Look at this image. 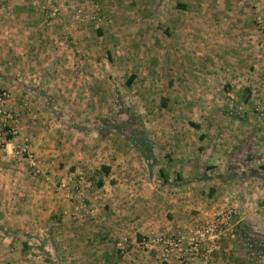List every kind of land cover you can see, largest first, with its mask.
<instances>
[{"label": "crops", "instance_id": "crops-1", "mask_svg": "<svg viewBox=\"0 0 264 264\" xmlns=\"http://www.w3.org/2000/svg\"><path fill=\"white\" fill-rule=\"evenodd\" d=\"M139 4L143 6L144 22L138 37L143 40L141 45L137 43L136 51L146 55L142 59H149L157 48L151 44L154 37H163L146 26L150 18L146 12L159 19L167 4H175L178 7L175 14H185L192 22L201 20V27L192 29L190 35L201 32L202 56L213 59L218 55L212 67L216 70L212 77L216 76L213 80L218 88L213 92L209 88L210 78H204L209 89L203 90L200 101L205 106L181 111L169 109L167 125L155 124L164 110L151 113L150 108L140 107L134 113L119 111L120 131L113 127L102 129L100 124L96 134L91 132L92 126L82 131L63 124L61 118L71 116L72 110L63 108L61 112L55 102L66 98L82 100L76 89L94 84L96 77H103L104 84L114 80L98 75L97 70L103 66L95 59L91 61V57L98 53L97 37L128 38L126 24L120 25L121 20L114 22L115 8L102 11L106 16L101 17L98 22L101 27L97 28L90 19V14L93 18L97 14V8L88 0H0V88L9 91L10 107L20 115L19 134L6 138L0 150V264H131L146 257L137 241L127 249L128 233L146 234L162 227L186 231L190 225L187 220L194 210L206 219L216 208L229 204L248 211L249 205L244 204L246 197L237 199L235 192L229 190L226 195L220 193L226 182L220 174L227 171L225 152H231L230 148L240 143L245 149L253 147L257 153L258 160L251 165L262 164L260 167L264 168V138L258 136L260 125L251 120L250 111L244 112L248 119L219 105L232 88L237 92L233 97L237 98L241 85L252 90L257 83L256 72L261 62L248 37L255 35L254 18L258 11L264 14V0H140ZM49 9L59 10L52 24H48ZM116 44L109 42L108 50L124 51L121 45L124 43L120 42L118 47ZM174 46L172 52H181ZM80 53L86 58L83 61H79ZM222 54L225 60H221ZM123 62L126 63L118 68L132 69L125 86L128 88L135 82L139 85L144 64L143 68L137 64L133 70L128 60ZM117 65L116 60L109 61L103 70L111 72ZM210 67L208 62L206 69ZM151 81L149 77L148 84ZM181 81L173 83L174 89L179 84L184 88V99H196L197 94L191 96L187 90L191 81ZM225 84V89L220 87ZM93 93L92 97L88 93V100H96V92ZM174 93L171 92L172 96ZM129 114L144 118V127L149 132L146 140L159 151L158 155L167 153L166 157L160 161L146 157L140 145L130 142L122 122ZM208 116L214 118L213 122L216 120V126L201 124L200 118ZM112 118L109 123L114 124L118 119ZM232 121L234 125H225ZM25 137L30 140L35 162L18 153L17 146ZM225 142L229 149L222 153ZM246 167L250 164L242 167L246 175L255 177ZM161 169L170 184L177 171L186 177L184 196L179 195L178 199L172 188L161 189L164 178ZM203 185L210 189V197L198 204L194 192ZM254 205L250 202V206ZM169 211L177 213L164 220L162 213L168 215ZM249 213L254 215V211ZM180 216L185 221H177ZM263 219L256 218L252 227L262 228ZM241 232L242 229L240 236ZM240 236L225 238L218 246L229 264H234L235 254L243 253L247 245ZM122 243L127 248H118Z\"/></svg>", "mask_w": 264, "mask_h": 264}, {"label": "rangeland", "instance_id": "rangeland-1", "mask_svg": "<svg viewBox=\"0 0 264 264\" xmlns=\"http://www.w3.org/2000/svg\"><path fill=\"white\" fill-rule=\"evenodd\" d=\"M88 1L89 4L97 8L95 10L97 14H94V18L93 14H90V19L95 21L94 23L97 28L101 27L98 25V22H101L99 21L101 17L106 16L104 12H110V9L113 7L115 8V12H117V15L112 14V16L117 18L114 20V22L121 20L122 23H120V25L126 24V28H128V38L123 37L121 40H119L118 37L116 39L113 36L110 38L109 35L97 37L95 46H97L98 53L93 54L91 61L95 59L99 65L103 66L102 70H97L98 75L107 77L111 76L114 78V80L109 79L107 80V83L104 84L102 82L103 77H96L97 81L94 84L87 83L81 85L78 88L79 90L76 89V91L80 92L82 100L70 101L72 99L66 98L65 100L62 99L60 101H56L55 106L57 110L61 111L63 108H66L65 110L67 111L72 110L71 116H64L61 118L63 124L73 126V128H75V126H81L82 128H86V130H89V128L92 126L91 132L94 131L93 133L97 134V126L99 127L103 121L109 122L112 117V120L118 119L115 120V122H119L121 120V118L118 117L120 110L134 113L135 110L141 107L142 109L150 108L151 113L153 110H164L165 114L162 113L161 115H158L157 119H159V121L155 124L167 125L169 121V109H176L179 111L182 109L192 110V107H195V109H201L205 106V104L200 101V94L203 93V90L205 91L211 87L213 92L217 91L218 85L216 82H214V78H216V76L212 77L216 70L212 67L215 66L214 62L218 55L213 56V59L202 56L199 46L201 44V32L200 35L197 33V36L190 35L192 34V29L201 27V20L196 19L193 20L194 22H192L190 18L184 16L185 14H175V9L178 8L175 4H167L164 12L162 13V17L159 19H153L152 14L149 13V11L146 12L150 14L147 15L150 18L146 22V26L149 29H155L154 31L159 32L158 34L163 37H154L155 39L152 40L151 44L157 48L154 49V53L151 54L149 59H142V57L146 55L141 53V51L139 53L136 51V47L138 46L137 43H140L141 45V41L143 40L142 38L138 37L140 29L143 28L142 25L144 22L141 19L144 13L142 9L143 6L139 4L140 0H109V3L108 0ZM108 6L109 10H107ZM54 11L57 12V14L59 12V10L49 9L48 24H52L55 21V19L50 21L51 14ZM151 11L152 10H150V12ZM84 15V17H87L88 14L85 13ZM259 16L263 18L264 22V14L260 11L256 12L253 22L255 35L253 37H248L249 42L251 40L253 41V44L252 42L250 43L257 50L256 56L261 62V65L257 67L256 72L257 83L255 86H252V90L249 89L248 86L241 85L238 88L240 92L238 93L237 98L233 97L237 92L232 91L233 88L230 83L229 86L232 88V90L230 91L229 96L225 97V101L219 106L225 107L226 110H233L234 113L237 115L242 114V116L244 112L246 114L247 111H250L252 113L251 120H256L257 125H260L259 133H257L258 136L261 134L262 138H264V34L259 30L258 27L257 18ZM169 17L174 20H169ZM197 17L199 18L200 16ZM109 42H116L117 44L115 47H118L120 42L124 43L121 44L124 51L121 53H118L117 51L110 52L108 50ZM126 42L128 44H126ZM174 45H176V49L180 50L181 52H172L171 49L172 47H175ZM143 46H145V44H143ZM100 47L105 48V51H101ZM174 54H176V58L173 57ZM80 55L79 61H83L85 56L81 53ZM110 58H112L114 61L116 60L118 65L117 69L112 68V71H108L107 73V70L103 69L104 64L112 61ZM123 59L128 60L129 64L133 65V70H135V66H137V64L140 68L142 67L141 65L144 64L145 71L144 74L141 75L140 79L142 82L140 81L139 85H137L135 82V84L129 86L128 88L125 86L127 83V77L132 69L128 67L126 71L123 66L122 68H118L120 64L123 65L126 63L123 62ZM221 60H225L223 54ZM208 62L211 65L210 68H212H209L210 70L206 69V64ZM175 63L177 64V68L172 67V65ZM105 72L108 75H104ZM208 72L209 74L207 75ZM149 77L152 79L151 84H148ZM204 78H210L211 85L209 88H207V79L205 80ZM181 79V82L189 80L191 81V84H188L187 86V90L191 92V96L193 94H197L195 97L196 99H184V88L179 84V87L174 89L173 83L175 81L179 82ZM109 81L111 83H108ZM69 87L70 89L72 88L71 86ZM220 87L225 89L226 84L224 86L221 85ZM93 91L96 92V100H88V93L91 92L92 97L94 94ZM144 92L146 94L145 97H143ZM171 92L172 94L174 93L173 96ZM180 92L181 95L179 94ZM170 94L172 97H170ZM76 96H78V94H75V97ZM244 117H248L249 119V116L245 115ZM127 118V120L122 122H124L123 124L126 126L124 128L126 131L125 135L129 138L130 142H134V138H136L138 142L143 140L144 145L142 144V146H144L148 151L149 157H153L154 159L159 158V161L161 158L166 157L167 153L162 156L158 155L159 151L157 153V151L154 150V146H152V144L146 140V138H148L149 132L144 127V118L130 114ZM129 119H131V121ZM200 120L201 124H205L207 126H214L216 124V120L213 122V117L208 116V118H200ZM110 123H112V121ZM225 125L230 126L234 125V123L232 121V123L228 122L225 123ZM149 147L150 149H148ZM223 147L224 149L222 153L229 149V146L226 142L224 143ZM230 149L231 152H225L227 171H225L224 174H220V178L222 177V179H224L226 182L225 188H222L220 193L226 195L228 194L227 191L229 190L230 193L232 191L235 192L237 199H241V196L243 198L246 197L244 204L245 207L249 205L247 207L248 211H246V208H241L240 205L229 204L223 208H216V210L213 211L212 216L206 219L204 217H200L199 214H196L198 211L194 210V212H192V218L187 220V224L190 223V225L186 226V231H179L180 229H175L172 231L162 227L157 228V230L154 231H148L146 234H139L137 231H133L131 234L128 233V235L125 237H127L128 244L130 245H128L127 248L124 246V243H122V246L119 247L118 245V248L123 249L125 247L129 250L133 246L132 244L137 241L140 243V246L137 245L140 248V252L143 254L144 258L146 257L144 261L139 259L138 261L135 260V263L131 264H229L228 258H226V256L224 257L220 253V247L218 246L225 238L232 239L237 235L240 236V230L243 227L249 228L254 242L251 245L246 242L247 245L245 248H243V253H239L238 255L235 254L234 264H264V254L257 249V245H259L260 242L264 243V226H262V228H255L252 227L251 224V222H254L256 218L258 220L264 218V176H262L261 179L258 178V176L264 175V168L260 167L262 164H255L257 166L251 165V163L258 160L257 153L253 147L250 146L249 149H245L240 143L235 144ZM166 161L169 162L170 160L166 159ZM246 163L247 166L250 164V167H246V169L256 175L255 177H248V175L245 173V170H242V167L245 166ZM240 170H242L243 174L239 173ZM161 182L163 187L161 189L172 188L174 197L178 196V199L179 195L184 196L185 190L183 187L187 186L188 183L186 177H184L178 171L176 176L172 178V184H170L169 180L168 182H165L164 179H162ZM209 192L210 189L208 187H204V185L196 187L194 193L195 197H197L198 204H202L208 197H210L208 196ZM84 202L85 201H83V203ZM250 202L254 203L255 205L250 206ZM230 210L233 211V214L228 220H226V222L222 221L223 223L219 225L222 229V232L217 239L212 240L206 237L195 244L190 243L189 236L192 234V231L196 228V226L217 223L222 220L223 214L229 212ZM255 210L258 211V214L255 213ZM253 211L254 215H250L249 212ZM259 211L262 213L259 214ZM176 213L177 211H169L168 215H166L163 212L162 217L164 220H169L171 219L169 218L170 215L175 216ZM177 215L183 216V214ZM182 216L178 217L177 221H185V219L182 220ZM162 236L165 238H181V243L178 246H174L165 240H156ZM144 237L151 239L152 243L143 244L142 241ZM227 257H229V255Z\"/></svg>", "mask_w": 264, "mask_h": 264}, {"label": "built area", "instance_id": "built-area-1", "mask_svg": "<svg viewBox=\"0 0 264 264\" xmlns=\"http://www.w3.org/2000/svg\"><path fill=\"white\" fill-rule=\"evenodd\" d=\"M57 15V12H53L51 14L52 21ZM258 27L261 32L264 34V22L263 18L259 16L257 18ZM10 93L5 88H0V150L3 148V144L6 138H10L16 136L20 132L19 121L20 117L18 113L10 107ZM18 153L24 156L26 159L35 162L36 155L32 150L31 144L29 143L28 138H24L17 146ZM34 164V163H33ZM233 214V211L230 210L229 212L223 214L222 220L217 223H210L204 226H196V228L192 231V234L189 236L190 243H197L201 240L205 239L206 237L209 239H217L222 232L220 228V224L226 222ZM223 221V222H222ZM165 240L171 245L178 246L181 243V238H165L159 237L156 239ZM151 239L143 238L142 243H152ZM182 264V263H181Z\"/></svg>", "mask_w": 264, "mask_h": 264}, {"label": "trees", "instance_id": "trees-1", "mask_svg": "<svg viewBox=\"0 0 264 264\" xmlns=\"http://www.w3.org/2000/svg\"><path fill=\"white\" fill-rule=\"evenodd\" d=\"M130 121H131V119H130ZM101 125H102L101 126L102 129H105V130H107L108 127H113L117 131H120V128L118 127V123L117 122L112 124V123H109L107 121H103ZM75 128L82 129V131H86V128H82L81 126H75ZM134 139H135V140H133L134 141V145H140L141 146L140 150L142 151L143 155L146 156V157H149L148 151L146 150V148L144 146H142V144L144 145V141L142 140V141L138 142V140L136 138H134ZM148 149H150V147ZM102 168L106 169V166L103 165ZM160 171H161V174L164 176V178H163L164 181L168 182V178L165 176L164 170L161 169ZM241 237L249 245H251L254 242V239H252V236H251L250 233H248V230H247L246 227L242 228ZM260 243H259V245H257V249L264 254V243H262V242H260Z\"/></svg>", "mask_w": 264, "mask_h": 264}]
</instances>
